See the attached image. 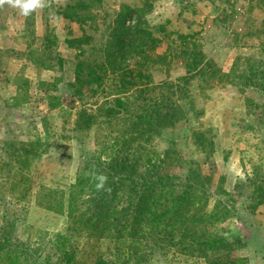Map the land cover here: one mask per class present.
<instances>
[{
  "label": "rangeland",
  "instance_id": "obj_1",
  "mask_svg": "<svg viewBox=\"0 0 264 264\" xmlns=\"http://www.w3.org/2000/svg\"><path fill=\"white\" fill-rule=\"evenodd\" d=\"M76 1L53 0L28 17L0 10V244L8 236L23 243L28 264H63L56 244L66 234L75 264H264V121L257 118L264 107V0H102L77 12L82 24L62 14ZM146 4L160 42L114 62L108 54L111 42L119 43L118 15ZM132 36L137 48L143 39ZM189 62L199 66L190 71ZM117 98L127 106L112 121L107 109ZM146 105L165 109L156 118L164 122L157 133L132 139L128 154L142 158L133 180L154 182L149 197L164 201L163 211L197 170L198 200L186 194L173 217L202 219L198 227L191 220L178 227L225 238L231 248L184 246L179 233L156 244L154 229L135 225L139 201L129 181L80 212L71 223L76 233L68 231L69 195L81 171L98 162L108 181L128 175L110 166V146ZM124 212L131 221L122 240ZM138 247L143 256L133 255ZM120 249L133 257L116 256ZM13 261L1 251L0 264Z\"/></svg>",
  "mask_w": 264,
  "mask_h": 264
},
{
  "label": "trees",
  "instance_id": "obj_2",
  "mask_svg": "<svg viewBox=\"0 0 264 264\" xmlns=\"http://www.w3.org/2000/svg\"><path fill=\"white\" fill-rule=\"evenodd\" d=\"M90 2H102V0H79L76 1L75 5H72L68 7L66 12H63V16L71 19L73 21H76L80 24L85 22V19L80 16L77 12L85 11L90 9ZM151 9V6L146 4L142 8H131V7H125L124 11L120 13L117 17V28H115L113 31V36H120L119 43H117V46H114L113 41L112 44V50H110V53L108 54V57L114 59V62L119 64L122 62L127 61L130 57H127L126 53L134 52L139 53V50H144L145 47L153 48L156 46L160 39H157V37H154V34L149 30V25L147 20L145 19V15L147 12H149ZM134 20V23L131 27H126V23L128 20ZM116 24V22H115ZM132 33H135V36H138L142 38L141 43L138 44V47H135L134 43V37L132 36ZM123 35V36H122ZM189 36L180 35L181 39H187ZM74 43H77L78 45L83 46L84 44H87L86 39H78L74 40ZM125 51V54L124 52ZM201 61H204L203 55L197 56ZM240 59V58H239ZM238 59V60H239ZM199 65L197 62L187 63V67L190 71H193L194 68H197ZM261 85L264 88V81H260ZM144 92V91H142ZM127 105L126 103L120 99L117 98L114 101V106L107 109V114L110 119H113L118 116L120 113V110L125 108ZM256 106V105H255ZM159 107V106H158ZM163 108H159L158 110H152L151 106L146 105L143 107V112L140 114H137L134 120L133 118L130 119L132 121L131 125L128 126L125 131V135L123 137H115L112 140V146L111 152L109 153L110 158V166H114L116 168L115 173L117 174H128L125 177L124 180H120V182L115 183L113 181V178H111L108 181V185L112 189V193L119 194V190L125 186L124 181H129L131 184L129 185V192L133 197H137L139 201V205L136 209V218H135V225L136 226H143V227H151L154 229L153 235H150L154 238V242L158 244L160 241L162 242H173L176 241L177 233H179V240L180 243L185 244L184 246H189L190 243H195V245H199L200 247H207V252L216 253L221 248H231V244L227 243V240L222 237L215 236L211 233L208 235L205 234V231L202 229L200 233H187L186 229L184 227H178V224L181 223L184 224L188 220L192 221V225L195 227H198L201 223H204L202 219H192L191 217H188V219L185 216H178L176 218L173 217V212L179 208L182 207L185 203L183 199L185 198L186 194L191 196V199L198 200V194L194 192L195 184H197V180L200 179V174L197 170L190 171V175L186 177V187L185 189H180L181 196H179L177 199L176 197L173 199L172 204H169L166 206L165 210H161L160 207H163L164 201L157 202V201H151L149 192L151 191L152 186H155L154 182L151 180L148 181V179H145L144 183L139 184L138 182L133 180V174L138 171L140 167V161L142 160L141 156L138 153H135L133 155V158H131V155L128 153L131 152V148H128L131 146L132 141L135 139L145 138L147 134H151L152 132H158V128L163 125V119L159 120L156 119L160 117L162 114H164ZM174 110V109H173ZM169 111V110H166ZM171 111V110H170ZM264 107L261 110V114L258 115L257 118H259L261 121H264ZM128 114V113H127ZM126 114V115H127ZM128 116V115H127ZM171 117L168 116L167 120L169 122L173 123L170 119ZM256 118V119H257ZM129 119L124 118V122L127 123L130 121ZM256 123H258L255 120ZM135 125V127H133ZM133 139V140H132ZM99 162L101 161L98 160ZM98 162L94 163L93 166L96 168L98 167ZM163 163V162H162ZM97 164V165H96ZM92 166V167H93ZM90 166V169L92 168ZM97 169V168H96ZM89 168L86 170H83L78 175L76 183L72 187V191L69 195V201H68V207L67 212L70 219V226L68 227V231H70L72 234H75L76 231L73 229L71 225L72 221L75 219L77 220V216L79 217L80 212H82L84 209L90 208V206L95 205L98 200L104 199L106 197L109 198L108 195H106L103 192H97L95 189L94 183L90 181L89 178L85 177V172H87ZM148 171H151V169H148ZM158 175V173H157ZM110 178V177H109ZM157 179H161L158 178ZM118 184V185H116ZM182 187V185H179ZM178 186V187H179ZM90 191V192H89ZM190 191V193H188ZM262 192V191H261ZM101 196V197H99ZM111 196V195H110ZM195 197V198H193ZM59 200V211L64 212V205H62L63 199L60 198ZM162 199V198H161ZM163 200V199H162ZM259 200L261 204L264 203V191L262 192V195L259 197ZM183 201V202H182ZM156 205L155 207H152ZM124 216L121 219V222L118 224L120 227H117L118 236L122 240L124 239L125 235L121 234L120 232H127L129 229V222L131 219L129 218V215L127 212H124ZM191 218V219H190ZM78 221V220H77ZM116 221V220H114ZM78 224V222H77ZM134 224V222H133ZM133 224L131 226H133ZM199 224V225H196ZM80 226V223L78 224ZM76 226V228L78 227ZM184 226V225H183ZM72 230V231H71ZM177 231V232H176ZM141 236V235H140ZM139 236V237H140ZM150 238V237H149ZM142 239V238H140ZM116 240V239H115ZM238 240V239H235ZM70 236L69 234L66 235H59V240L56 244L57 249L62 253V261L63 264H75V255L73 252L70 251L69 247L67 245H70ZM141 245L140 242L136 243ZM155 244V245H156ZM126 247V245H125ZM23 243L18 241V243H13L12 240H10V237L8 236L3 244H0V253L1 251H4L7 253V255L13 259L16 260L13 261V263L20 262L21 258L24 259V261L28 264V257L25 251H23ZM129 252V251H128ZM126 252V250L120 249L116 252V256H120V258L126 257V259L132 258L133 255L136 256H143L142 249L140 247L137 248V250L134 252L133 255L130 256V254ZM128 255V257H127ZM125 258L122 259L120 264H123ZM244 261L243 259L234 260V261H223L221 258L218 261H215L213 264H235L237 262ZM101 264H106L103 260H101Z\"/></svg>",
  "mask_w": 264,
  "mask_h": 264
},
{
  "label": "clouds",
  "instance_id": "obj_3",
  "mask_svg": "<svg viewBox=\"0 0 264 264\" xmlns=\"http://www.w3.org/2000/svg\"><path fill=\"white\" fill-rule=\"evenodd\" d=\"M53 0H0V10L5 6L13 9H18L20 15L28 17L37 11L51 7ZM85 177L89 178L95 185L97 192H103L110 196L112 189L108 185V176L99 172L94 166L85 172Z\"/></svg>",
  "mask_w": 264,
  "mask_h": 264
}]
</instances>
